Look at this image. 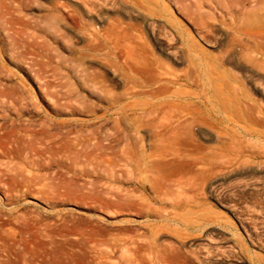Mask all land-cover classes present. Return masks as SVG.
I'll list each match as a JSON object with an SVG mask.
<instances>
[{"label":"rangeland","instance_id":"rangeland-1","mask_svg":"<svg viewBox=\"0 0 264 264\" xmlns=\"http://www.w3.org/2000/svg\"><path fill=\"white\" fill-rule=\"evenodd\" d=\"M173 100L197 118L166 157L177 179L143 191L148 211L118 210L122 128L156 153ZM0 162V264H89L99 247L120 264H264V0H0Z\"/></svg>","mask_w":264,"mask_h":264},{"label":"bare ground","instance_id":"bare-ground-1","mask_svg":"<svg viewBox=\"0 0 264 264\" xmlns=\"http://www.w3.org/2000/svg\"><path fill=\"white\" fill-rule=\"evenodd\" d=\"M153 66L158 67L159 64L154 60H141L136 63L135 71L141 72L145 70V71L151 72L150 74L152 73L156 74L158 71L154 72L155 70H153ZM161 68L165 70V67L163 65H161ZM159 73H160L159 75H163L165 72H159ZM161 79H162L161 77L160 78L157 77V79L149 80V82L151 84H157L161 81ZM164 79L166 81H169L168 78H164ZM167 91L168 89L165 86L160 84L156 86L154 89L150 90V93L161 94ZM217 99L220 104H223V100H224L223 96L221 97L220 94H218ZM169 105L174 106L171 112H168L164 109H160V106H158L157 108L159 109V113H161L159 117H161L162 120H164L162 122H159L158 126L160 127L161 130L169 131V133H166L164 135L161 132L157 142L153 143L154 151L156 153L151 152V154L145 155V156H140L141 154L138 155L139 153L138 154L136 153V143H137L136 139L134 137L128 136L127 134L131 130V126H124V128H122V135L118 138L116 149H115L116 150V156H115L116 157L115 158V166H116L115 176L116 177L115 179L117 182L116 189L119 193L115 200V207L118 210H133V211H136L137 213H140L142 211H145V212L148 211L151 208L150 200H152V198L145 195L143 191L148 189L150 192L155 193L157 195L162 194L164 191L170 189L171 186L169 184V181H172V180L174 181L177 179L176 176L179 170H181L180 169L181 165L177 162V160L173 159L174 161L173 160L171 161V160H168L166 157L170 153H172L175 157H178L180 155L181 152L177 146L187 145L186 138L188 137L189 139H191L189 136H187L189 133L188 132L189 127L193 122L196 121L197 118L194 115L193 111H190V110L185 111L183 109L182 103H180L179 101L174 102L173 100L169 102ZM139 126H141V124ZM134 128L135 127H133V130ZM182 134H187L186 135L187 137L186 138L182 137ZM53 136H55L54 133L48 132L47 134H44L42 137H40L43 139V140L41 139L43 144L39 145V147L37 146L38 149H40V155H45L44 158L47 156L46 159H48L50 162L54 160V159L52 160V158H53V155L55 154L54 148H52V144H54ZM220 143L222 142L220 141ZM169 144H172L171 148L169 147L170 146ZM97 145L101 147L103 146L105 147V145H102L100 141H97ZM3 149L1 150L2 151L1 154L5 155L6 153L5 154L3 153L5 152L3 151ZM6 152L8 153V151ZM37 152L39 153V151ZM49 161L48 163L50 164ZM142 164L145 167L144 168L145 171H151V173L153 174L152 177L146 176L144 179L145 181L149 183L148 185H145L144 182L142 181H139L138 183L136 182V179L142 175V169L140 168ZM134 185H137L138 187L137 186L135 187ZM137 191L138 193H136ZM14 217L16 219L20 218V217H17L16 215ZM112 251H113V248H110L109 250H107V249H103L99 247L98 249H96L94 253L92 262L90 263L87 262V263L89 264H120L118 262L108 261V259L111 256ZM134 251L135 249L132 250V253H134ZM123 254L124 253L121 252L119 256L122 257L124 264H139L138 261H136L134 257L130 256L131 253H129L126 256H124ZM75 255L77 254H74L72 258H75ZM59 261H57V256H55V258H53L49 262H47L46 260L45 264H67V263H64L62 259L60 260V258H59ZM74 262L71 261L70 264H77L76 262L75 263Z\"/></svg>","mask_w":264,"mask_h":264}]
</instances>
